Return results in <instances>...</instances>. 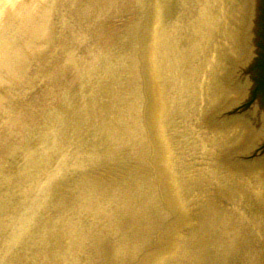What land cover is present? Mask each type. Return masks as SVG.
I'll use <instances>...</instances> for the list:
<instances>
[{
  "label": "rangeland",
  "instance_id": "obj_1",
  "mask_svg": "<svg viewBox=\"0 0 264 264\" xmlns=\"http://www.w3.org/2000/svg\"><path fill=\"white\" fill-rule=\"evenodd\" d=\"M154 1L167 5L157 56L163 76L174 78L176 87L170 94L179 112L166 133L173 148L172 168L187 184L182 202L191 217L188 226L178 225V249L170 264L264 261V152H237L234 140L224 142L231 132L209 137V127L199 118L202 105L194 92V75L188 77L191 89L184 90L185 0H177L176 8L173 0H120L128 7L101 22L103 46L75 26L77 9L65 10L69 23L54 35L58 50H44L33 65L30 84L8 96L7 116L4 111L0 119V210L5 201L20 200L24 181L15 174L25 159L24 165L32 159L50 161L64 174L85 167L93 148L105 157L72 177L62 199L48 206L32 243L13 254L12 264H134L160 238L170 213L150 161L153 141L143 116L147 101L139 52L151 15L142 20L140 9L133 8ZM92 2L98 0H67ZM221 107L212 112L208 126L233 125L248 110L219 111ZM16 115L21 123H8ZM258 167L261 175L250 176ZM243 177L255 184L257 197L240 189ZM137 234L145 235L141 242ZM2 248L0 240V256Z\"/></svg>",
  "mask_w": 264,
  "mask_h": 264
},
{
  "label": "bare ground",
  "instance_id": "obj_2",
  "mask_svg": "<svg viewBox=\"0 0 264 264\" xmlns=\"http://www.w3.org/2000/svg\"><path fill=\"white\" fill-rule=\"evenodd\" d=\"M173 2L176 8L177 0ZM155 4H161L163 8L153 9V14L144 25L140 37L139 52L143 59L141 71L147 101L143 116H145V128L153 141V160L150 161L156 167L154 169L155 178L162 188L170 218L161 225L163 230L160 238H163L152 241V245L144 249L145 253L134 264H145L146 258L153 255L176 253L178 249L176 240L180 234L177 229L178 225L186 227L191 223V217L185 213L182 202V189L187 184L179 179L172 168L173 148L166 133L168 124H171L173 120V114L179 112L178 107L175 108V98H172L170 94L171 90L176 87L173 83L174 78L163 76L157 56L158 40L165 34L161 19L164 15H168L165 10L167 5L164 1H154L153 5ZM185 32L186 45L182 54L186 76L184 90L191 89L192 85L188 77L194 75L197 79L194 83V92L202 105L199 118L205 123L201 121L205 128L209 127L208 133L211 135L209 137H218L222 131L231 132L232 134L224 137L228 140L225 141L224 138L223 140L226 145L234 140L233 148L237 152H245L262 143L264 141V120L257 100L243 113L244 115L232 118L233 122L230 124L235 125L208 126L212 120L209 118L210 115L220 105L222 107L219 111L225 107L229 110L233 108V112L242 110L241 105L249 98L251 89L254 87L252 0H185ZM54 41V35H52L38 42L24 66L25 72L19 78L13 77L7 86L4 83L2 71H0V119L3 118L5 111V99L8 100V96L14 94V91L22 85L30 84L28 82L34 76H32L33 65L38 63L44 50L54 48ZM57 50L58 47L55 46L52 53ZM101 64L103 67L106 66L103 62ZM105 109H107V104ZM180 112L186 114L181 107ZM205 120H210V122H205ZM11 122H15V126L19 125L21 118L19 119L16 115L8 119V123ZM203 129L204 132L205 129ZM52 137L54 142H61V138L57 139L53 135ZM25 160L22 166L17 168L18 171L16 170L15 174L23 181L29 175L25 170H28L37 159H32L30 163L24 165ZM47 164L51 166L53 163L47 161ZM260 169V167L253 168L249 175L260 174ZM256 183L261 185V180H257ZM136 236L141 242V236L145 235L137 234Z\"/></svg>",
  "mask_w": 264,
  "mask_h": 264
},
{
  "label": "clouds",
  "instance_id": "obj_3",
  "mask_svg": "<svg viewBox=\"0 0 264 264\" xmlns=\"http://www.w3.org/2000/svg\"><path fill=\"white\" fill-rule=\"evenodd\" d=\"M126 7L120 0L83 4H69L67 0H0V71L5 85L25 72L24 66L38 42L55 35L69 23L65 10L77 9L73 17L75 26L103 46L105 36L101 22L120 16ZM133 8L140 9L143 20L153 14L150 9L158 10L163 6L137 4ZM4 104L7 116V98ZM100 147H105V144ZM104 159V155L93 148L91 157L84 162L85 167L69 168L64 174L58 173L42 159L35 161L27 179L21 184L20 200L15 204L5 201L0 210V240L3 245L0 264H12L13 254L32 243L48 206L62 199L63 190L72 177L100 165ZM238 184L243 192L256 196L255 184L247 177L241 178ZM260 196H264V184L261 185ZM121 254L119 252L117 258ZM173 259L175 253L157 254L146 258L145 264H170Z\"/></svg>",
  "mask_w": 264,
  "mask_h": 264
},
{
  "label": "water",
  "instance_id": "obj_4",
  "mask_svg": "<svg viewBox=\"0 0 264 264\" xmlns=\"http://www.w3.org/2000/svg\"><path fill=\"white\" fill-rule=\"evenodd\" d=\"M252 73L250 96L241 106L247 108L255 100L264 120V0H252ZM264 152V141L255 149Z\"/></svg>",
  "mask_w": 264,
  "mask_h": 264
}]
</instances>
